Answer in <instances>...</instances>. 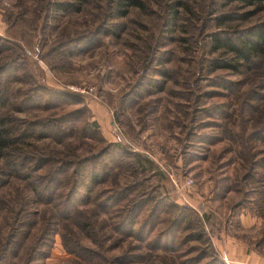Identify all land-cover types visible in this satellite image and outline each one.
<instances>
[{"label": "rangeland", "instance_id": "obj_1", "mask_svg": "<svg viewBox=\"0 0 264 264\" xmlns=\"http://www.w3.org/2000/svg\"><path fill=\"white\" fill-rule=\"evenodd\" d=\"M138 1L139 9L120 17L117 0H87L80 12L57 11L54 0H0V117L33 134L13 148L49 157V179L61 168L106 170L102 184L87 182L91 197L122 192L131 202L139 195L138 225L149 224L139 234L153 230L157 247L177 250L145 251L143 264H252L250 255L264 264V55L239 72L211 66L233 62L231 53L214 51L215 36L245 41L264 12L229 0ZM174 2L182 6L173 18ZM40 164L4 186L2 177L0 200L35 191L37 173L21 177ZM186 180L179 195L173 184ZM36 203L22 204L30 216L21 217L26 232L7 264H95L85 252L67 253L58 233L26 261L41 225L33 213L45 209ZM5 208L1 236L12 222ZM92 211L94 205L80 207L78 227L93 217L107 222ZM242 247L244 259L230 255L229 248ZM120 251L105 256L117 264Z\"/></svg>", "mask_w": 264, "mask_h": 264}, {"label": "trees", "instance_id": "obj_2", "mask_svg": "<svg viewBox=\"0 0 264 264\" xmlns=\"http://www.w3.org/2000/svg\"><path fill=\"white\" fill-rule=\"evenodd\" d=\"M54 1L53 4L55 8L60 12H80L82 7L87 3V0ZM117 1H119L118 5L120 6L117 10L120 17L126 16L129 8L139 9L141 7L138 0ZM229 2L240 3L245 7L258 8L254 14L264 12V0H229ZM181 6L182 4L179 2H174L171 5V9L173 8V10H169V13L173 14V18L175 15H178L175 7L181 8ZM247 14H249V16L253 15L249 12ZM236 20L238 19L233 18V21ZM258 26L259 27L247 32L246 40H242V42L230 37L222 39L215 36L213 41L214 51L224 50L227 53H231L233 56V62H230L231 60L212 61V68L232 69L239 72V69L245 67L246 64L251 63L253 57L264 55V22ZM237 35L239 36V33H237ZM229 36L233 37L234 35ZM14 121L15 119L12 117H0V160L4 159L5 162L4 164L0 161V180L2 177H6V180H8L3 183L2 186L6 183L8 184V182H10L9 180L20 177L23 170H28L27 167H30L37 161H41V164L35 169L31 167L32 173H27V175L22 176L21 178L24 177L25 179H31L33 178L32 174L37 173V181L40 180V185L35 186V191H29L31 195L28 194L29 192L27 193L26 196L28 197V200L25 199L27 197H20L17 200H0V204H2L3 207L6 205L5 210L8 209L9 214L12 216V222L7 225L9 232L3 236L0 235V264L9 263L10 259L16 256L17 251L22 244L17 241V237L20 233L26 232V227L24 221L21 220V217L30 216L22 207V204L30 199L37 202L36 204L38 206H44L45 209L37 211L38 213H33V215L41 220V225L33 243L26 249V261L33 262L39 255H41L43 248L45 249L48 247L50 238L56 233L61 237L62 246L67 253L77 256L79 255L81 257L84 256L83 254L85 252L87 259L89 261H95V264H113V261L108 260L105 254L118 248L121 249L119 253L120 255L113 257L117 260V264H128L130 262L143 264L145 258V253L143 252L145 251L146 254H148L147 257H151V254L154 252L156 254L159 250L166 252L170 251L172 254L177 252L176 249L173 250L171 247H157L155 242L157 241L158 235L153 239L150 238L153 230H151L144 238L142 234H139L140 232L143 233L142 230L149 225L144 222L140 224V227L138 225L139 210L143 208L144 205L142 204L143 201L140 203L139 195L136 194L137 197H133V200L136 199V201L131 202L127 201L122 192H118L117 195L113 194L112 196L109 194L105 197H95V195L91 197V194H94V191L89 189L87 182L94 187L102 184L105 177L109 176L107 172L104 173L106 170L102 173H91L89 171L86 173V170L83 172L81 169L77 171L74 169L72 171L67 169L66 171V169L61 168V171L56 172L58 179L55 177L49 179L53 171V169L49 170V168L52 167V165L48 166L50 164L49 157L46 155L38 156L36 153L25 152L21 149L13 148L14 146L17 147L20 142L23 144L33 136V134L29 132V130H31L29 127H22L20 132H16V122ZM26 131L29 133H26ZM45 138L48 137L45 136ZM2 156H5V158ZM138 161L140 162V160H137V162ZM75 165L78 166V164ZM103 169H106V166H103ZM60 178L66 181H69L68 179H73L69 182L70 185H72H63L62 179ZM67 183L68 182L65 184ZM60 191H63L64 193H58ZM102 191L104 190L102 189ZM112 191H114V189L111 191L109 190V192L113 193ZM83 193L85 195L84 198L82 197ZM114 193L116 194V192ZM32 194L35 199L31 198ZM46 195L49 196L45 198ZM85 205H94V208L97 211H92L91 213L105 215V217H107V222L101 220L102 222L98 223V221L94 219L95 217L92 219L89 218L90 220L85 218L88 220L87 223H85V228L78 227L77 219L78 217L82 218L80 207ZM3 207H0V209ZM66 223H74L75 225L72 229H67L66 232H63L62 227ZM30 226L33 228L35 224ZM34 230L36 229H30L28 232L29 235L32 231L34 232ZM101 230L106 236L102 241L97 242L96 236L100 239L99 234L102 233ZM84 240L95 245H92L91 247L90 244L83 245L80 243ZM93 246H95L96 249H94ZM133 259L135 261H133Z\"/></svg>", "mask_w": 264, "mask_h": 264}, {"label": "crops", "instance_id": "obj_3", "mask_svg": "<svg viewBox=\"0 0 264 264\" xmlns=\"http://www.w3.org/2000/svg\"><path fill=\"white\" fill-rule=\"evenodd\" d=\"M244 249L245 248H240L239 250H232V249H230L229 248V253H230V255L232 256V257H235V256H237L238 258H243L244 259V256H243V252H244ZM257 260H259L256 256H254V255H250L249 256V259H246L245 261H249L250 263H256V264H260V262L259 261H257Z\"/></svg>", "mask_w": 264, "mask_h": 264}, {"label": "built area", "instance_id": "obj_4", "mask_svg": "<svg viewBox=\"0 0 264 264\" xmlns=\"http://www.w3.org/2000/svg\"><path fill=\"white\" fill-rule=\"evenodd\" d=\"M187 182H185L183 185H178L177 183H174L173 186L176 190V192L179 194V195H183L184 194V191L186 188H188L191 184V181L189 180H186Z\"/></svg>", "mask_w": 264, "mask_h": 264}]
</instances>
